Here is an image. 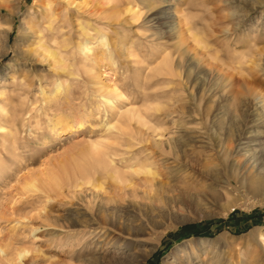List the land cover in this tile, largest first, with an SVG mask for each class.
Instances as JSON below:
<instances>
[{"label":"rangeland","instance_id":"374dc122","mask_svg":"<svg viewBox=\"0 0 264 264\" xmlns=\"http://www.w3.org/2000/svg\"><path fill=\"white\" fill-rule=\"evenodd\" d=\"M101 145L154 186L88 174ZM0 245V264H264V0H0Z\"/></svg>","mask_w":264,"mask_h":264},{"label":"bare ground","instance_id":"6f19581e","mask_svg":"<svg viewBox=\"0 0 264 264\" xmlns=\"http://www.w3.org/2000/svg\"><path fill=\"white\" fill-rule=\"evenodd\" d=\"M165 4H163L162 6H164ZM147 7H148V10H152V6H147ZM131 11H132L133 15L136 14V11L134 9H131ZM59 14H60V12L57 11V7H54L51 3H47V6L45 7V9L42 13V17H43L44 21L47 22L46 23L47 25H43L45 28V32L38 34L39 35L38 36V41H39L38 46L42 49V51L44 52V55L46 57L52 58L51 62L53 61L54 63L60 64L59 59H64V57L66 56L67 53H66V46L65 45H63V46L59 45V44L57 45V39L60 36L64 35V32H65L63 29L64 24H63L62 20H61V22L56 21L55 16L59 15ZM178 25L181 27V25H182L181 22L178 23ZM181 37H182V35H181ZM48 39L51 42H49V41L46 42ZM178 46H180V45H178ZM61 47L64 48V50L61 49ZM87 51H91V42L89 40L83 41L80 43L79 50L77 53L78 56H76L75 59L77 57L80 58L81 54H84V56H86ZM33 52H34V50H33ZM72 53H73V51H72ZM82 59H84V57H82ZM156 64H157V66L154 67V69L157 71L159 69H161V66L165 67L166 69L168 67L170 68L169 59L167 57V54H164L160 58V61H158V63H156ZM122 114L127 119V122H131L132 119H134V118H139L138 113L133 108L127 109ZM111 154H115V151H114V149L111 148V146L101 145V146L94 147L93 148V155H94L93 158L95 157V161L98 162V165L100 166V170L95 169L96 168V165H95L94 166L95 168L91 167L87 171L88 174L91 175V174H94V173L99 171L100 173H102L103 178L112 177V178L116 179V181L118 182V185H115V189H117L118 191L123 192V193H130L132 195H136L138 192V189L140 187L144 188V189H149V188H152L154 186L155 176H154V173L151 171L152 169L149 168L148 164H143V165L138 164V168L134 169L133 172L137 173V171H142L144 175H142L141 177L136 179V181H134L132 183V185L127 186L126 184L128 182V178L125 176L126 174L115 169L116 166L112 165L110 160H107ZM174 161H177V158H174ZM92 165H94V164H92ZM79 176L82 178L81 172H79ZM110 219L113 221V219H114L113 214L111 216L106 214V216L103 217V222L106 223V221H109ZM98 226L99 227L89 225L86 228L87 229L86 234H87L88 238H92L94 240L97 239V241L99 239L98 242H102L108 237V234H107L106 228H104L100 225H98ZM190 251H192V250H190ZM0 252L5 253V248L1 245H0ZM193 253L194 252H192L191 254L190 253L189 254L187 253V254L189 255V257H191L193 255ZM19 256H22V251L17 252L16 257L19 258Z\"/></svg>","mask_w":264,"mask_h":264}]
</instances>
